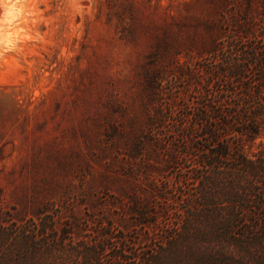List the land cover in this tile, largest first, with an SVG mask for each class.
<instances>
[{
	"label": "rangeland",
	"instance_id": "1",
	"mask_svg": "<svg viewBox=\"0 0 264 264\" xmlns=\"http://www.w3.org/2000/svg\"><path fill=\"white\" fill-rule=\"evenodd\" d=\"M0 19V264H196L197 109H229L264 0H0Z\"/></svg>",
	"mask_w": 264,
	"mask_h": 264
},
{
	"label": "trees",
	"instance_id": "2",
	"mask_svg": "<svg viewBox=\"0 0 264 264\" xmlns=\"http://www.w3.org/2000/svg\"><path fill=\"white\" fill-rule=\"evenodd\" d=\"M260 38L229 69L240 87L229 109L210 107L212 123L208 105L197 109L206 124L199 128L194 202L210 238L196 264H264V33Z\"/></svg>",
	"mask_w": 264,
	"mask_h": 264
},
{
	"label": "bare ground",
	"instance_id": "3",
	"mask_svg": "<svg viewBox=\"0 0 264 264\" xmlns=\"http://www.w3.org/2000/svg\"><path fill=\"white\" fill-rule=\"evenodd\" d=\"M1 3H2V2H1ZM5 6H6V4H5ZM5 6H4V7H5ZM2 7H3V6H2ZM3 13H4V12H3ZM0 20H1V19H0ZM2 23H3V22H2Z\"/></svg>",
	"mask_w": 264,
	"mask_h": 264
}]
</instances>
